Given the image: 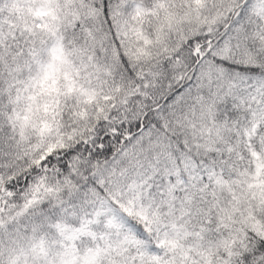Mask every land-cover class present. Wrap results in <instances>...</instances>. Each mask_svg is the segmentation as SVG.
Instances as JSON below:
<instances>
[{"label":"snow or ice","instance_id":"obj_1","mask_svg":"<svg viewBox=\"0 0 264 264\" xmlns=\"http://www.w3.org/2000/svg\"><path fill=\"white\" fill-rule=\"evenodd\" d=\"M0 264H264V0H0Z\"/></svg>","mask_w":264,"mask_h":264}]
</instances>
